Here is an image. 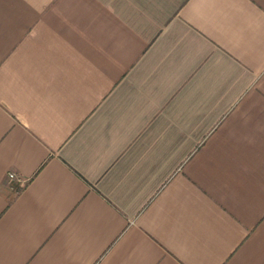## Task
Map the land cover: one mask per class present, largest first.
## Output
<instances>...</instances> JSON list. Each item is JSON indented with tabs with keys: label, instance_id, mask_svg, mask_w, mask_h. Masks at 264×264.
<instances>
[{
	"label": "crops",
	"instance_id": "crops-1",
	"mask_svg": "<svg viewBox=\"0 0 264 264\" xmlns=\"http://www.w3.org/2000/svg\"><path fill=\"white\" fill-rule=\"evenodd\" d=\"M0 264H264V0H0Z\"/></svg>",
	"mask_w": 264,
	"mask_h": 264
},
{
	"label": "built area",
	"instance_id": "built-area-1",
	"mask_svg": "<svg viewBox=\"0 0 264 264\" xmlns=\"http://www.w3.org/2000/svg\"><path fill=\"white\" fill-rule=\"evenodd\" d=\"M8 177H9V180L11 181L15 180V181H18L20 184L24 183V179L18 174H16L15 172H10Z\"/></svg>",
	"mask_w": 264,
	"mask_h": 264
}]
</instances>
